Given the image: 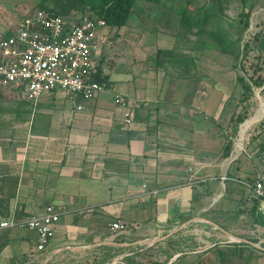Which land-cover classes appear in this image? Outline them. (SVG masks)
Instances as JSON below:
<instances>
[{"label": "crops", "instance_id": "0c3cea01", "mask_svg": "<svg viewBox=\"0 0 264 264\" xmlns=\"http://www.w3.org/2000/svg\"><path fill=\"white\" fill-rule=\"evenodd\" d=\"M146 15L128 25L123 47L100 30L94 62L104 89L90 97L49 90L30 100L6 85L18 97H0V224L50 204L60 220L44 250L33 229L0 227V264L124 263L141 242L207 222L225 180L235 179L229 172H248L241 144L262 138L243 141L250 125L224 156L241 95L235 55L192 31L177 46ZM250 22V52L264 59L262 0Z\"/></svg>", "mask_w": 264, "mask_h": 264}, {"label": "rangeland", "instance_id": "374dc122", "mask_svg": "<svg viewBox=\"0 0 264 264\" xmlns=\"http://www.w3.org/2000/svg\"><path fill=\"white\" fill-rule=\"evenodd\" d=\"M42 1L0 0V31H7L16 27L25 16L39 8V4ZM257 1L247 0L244 3L242 0H160L159 3H154L138 0L125 26L121 28L106 26L103 30H108L107 37L112 45H116L115 47L126 46L129 44L127 39L128 25L138 26L140 22L139 15L141 14V17H145L142 14H147L146 16L150 20L158 17L157 23L167 28V32L173 35L177 46L180 42L190 39L188 34L191 31L194 34L193 39H201L207 35L209 36L208 32L217 27L225 29L233 39L241 37L242 42L245 43L251 37V23L248 29H243V25L240 22L242 18L241 12L249 9L254 11ZM262 1L264 2V0ZM77 13H80V10ZM206 15L209 16L206 24L200 25L196 22L198 19L206 17ZM201 30L203 32H200ZM152 37L154 40L156 39L155 35H152ZM211 40L214 44H217L214 39L211 38ZM247 53L243 60L245 65L251 67L249 69L252 72L258 64L262 67L259 74L264 77V59H262V56L251 54L249 50ZM251 63L255 66H250ZM262 88L256 87L254 95L247 102H239L238 104L239 112H247L248 118L244 122L249 120L248 123L246 122L247 124L241 123L243 124L242 130L244 128L245 131L246 126L250 125L243 141L251 142L257 139L258 134L262 136L260 140H257L261 141L260 143L241 144L247 150V155L244 154L241 160L243 169H246L243 172L248 171L247 173L252 172L253 169L254 171L264 170V110H262L264 108V91H262ZM239 91L242 93L241 86ZM0 97L5 102L15 99V97L17 98L18 95H15L5 84H2V86L0 85ZM241 97L242 94L240 99ZM258 112H260L258 114L259 120L252 121L251 119ZM229 130V135L233 136L236 142H240V126L237 133H234L233 126ZM247 173H242V180L232 181L236 182L237 185L233 184L234 190L228 193L231 196L224 198L218 205V210L213 212L211 220L206 218L209 222L200 220L199 222L194 221L189 226H183L174 236L172 235L173 241L171 243L167 241L169 237H165L164 234L160 235V238H157L156 241L141 242L139 249L140 247L143 249L131 257H136L134 258L135 260L137 259V264H171L173 261L174 264H196L198 262L201 264H219L211 250L216 243L225 245L229 242L257 240L256 242H251L258 247L264 246V224L259 218L256 220L258 211L256 215L251 211L253 206L252 199L255 197L243 183V181H246ZM224 193H222V196ZM259 209L264 213L263 203H259ZM220 210H226L225 214H222ZM216 221L219 222V225ZM119 263L127 264L126 262L123 263V261ZM251 264H264V254L259 258H254Z\"/></svg>", "mask_w": 264, "mask_h": 264}, {"label": "built area", "instance_id": "2783aa9c", "mask_svg": "<svg viewBox=\"0 0 264 264\" xmlns=\"http://www.w3.org/2000/svg\"><path fill=\"white\" fill-rule=\"evenodd\" d=\"M107 26L104 18L89 12L67 16L36 9L14 28L0 31V81L25 91L30 100H37L49 90H62L68 95L92 96L104 89L94 79L97 67L94 49L100 30ZM117 103H124L116 96ZM129 116V113H127ZM130 121V119H128ZM243 183L253 196L264 204V170L252 181ZM60 220V211L47 205L42 215L3 221L1 228H30L36 232L38 250L46 249ZM122 224L117 221L112 229Z\"/></svg>", "mask_w": 264, "mask_h": 264}, {"label": "trees", "instance_id": "16d2710c", "mask_svg": "<svg viewBox=\"0 0 264 264\" xmlns=\"http://www.w3.org/2000/svg\"><path fill=\"white\" fill-rule=\"evenodd\" d=\"M138 0H43L39 4V8L44 9L54 14L59 15H69L72 13H77L80 10L82 12H89L98 17L104 18L108 26L121 28L128 23V19L133 12L134 5ZM149 2L159 3L160 0H146ZM244 3L247 0H242ZM89 7V8H88ZM252 15V10L249 9L247 11L241 12V24L243 25V29H248L250 27V19ZM198 19V18H197ZM209 16L206 15L203 19H198L200 25H204L207 23ZM200 32H203L201 30ZM209 36L216 41L221 48L233 55H235V64L234 67L239 70L237 75L238 84L242 87V97L240 102H247L253 95L255 88L263 87L262 91H264V77H262L259 72L262 70L258 64L255 66L251 63L250 66H255L256 69L254 71H250L249 68L245 65L244 57L248 54V50L250 51L249 42H242L241 37H237L233 39L228 35V32L221 28L217 27L216 29L209 31ZM242 43V46H241ZM239 48L236 51L234 48ZM258 73V74H257ZM94 79L99 83H103L105 77H102L101 72L97 69ZM264 110V108H263ZM248 118L247 112L245 113H236L232 118V124L234 127V133H237L239 126ZM259 119V118H258ZM247 123L249 122L246 121ZM245 122V123H246ZM244 123V124H245ZM246 123V124H247ZM243 126V125H242ZM234 139L233 136H227V142L224 146V156L228 157L231 154L233 148ZM240 144H238V147ZM256 172L253 174L246 175V180L252 181L256 176ZM228 176L230 178H235L237 181L242 180V176L237 175L234 172H229ZM234 179V181H236ZM231 179H226V187L225 193L223 196L208 210L204 213L205 218L211 220V215L213 212L218 210V205L226 198L227 196H231L228 193H231L234 190V185H237L236 182H232ZM236 189V188H235ZM236 191V190H235ZM213 194V190H211V195ZM252 208L251 211L256 215V220H259L264 224V213L259 209V200L257 198L252 199ZM221 211V210H220ZM222 214H225L226 210L221 211ZM219 225V222L216 221ZM167 241L171 243L173 241L172 236H170ZM252 242H256L257 240H251ZM251 241L248 242H229L225 245H221L220 243H216L212 247V252L215 254L217 261L219 264H251L254 258H259L264 254V246H255ZM135 256L125 257V262L127 264H137V259L135 260ZM122 264V263H118ZM174 264V261L171 263ZM196 264H201L200 262Z\"/></svg>", "mask_w": 264, "mask_h": 264}, {"label": "bare ground", "instance_id": "6f19581e", "mask_svg": "<svg viewBox=\"0 0 264 264\" xmlns=\"http://www.w3.org/2000/svg\"><path fill=\"white\" fill-rule=\"evenodd\" d=\"M262 106H263V104H262ZM263 107H264V106H263ZM259 113H260V112H258L257 115H258ZM257 115H255V117H253L251 120L254 121ZM247 126H248V125H247ZM247 126H246V127H247Z\"/></svg>", "mask_w": 264, "mask_h": 264}]
</instances>
